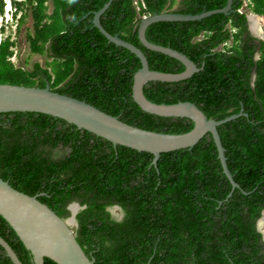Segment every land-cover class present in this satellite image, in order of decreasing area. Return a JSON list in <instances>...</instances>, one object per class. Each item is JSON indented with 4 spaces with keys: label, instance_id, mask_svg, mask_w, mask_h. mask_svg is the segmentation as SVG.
<instances>
[{
    "label": "trees",
    "instance_id": "obj_1",
    "mask_svg": "<svg viewBox=\"0 0 264 264\" xmlns=\"http://www.w3.org/2000/svg\"><path fill=\"white\" fill-rule=\"evenodd\" d=\"M12 1L23 11L19 24L26 7L31 8V52L47 53L52 60L46 67L39 62L33 69L15 66V41L8 36L0 42V83L49 84L148 130L182 133L193 127L190 118L152 114L133 99L140 59L94 24L95 12L108 0ZM4 3L0 0V14ZM226 3L111 0L100 22L109 33L140 47L151 69L180 72L185 66L178 59L142 45V17L165 11L196 14ZM243 7L264 17V0H233L229 14L160 20L145 31L151 42L183 51L200 67L179 81H149L143 88L148 99L191 101L216 119L243 109L217 126L235 188L209 132L194 146L163 152L153 163L148 151L114 146L50 114L0 112V177L37 194L64 218L70 215L69 201L84 205L76 214V238L94 264H264V239L257 229L264 210V40L254 41ZM43 129H48L46 136L34 134ZM58 142L69 145L70 156L49 160ZM116 202L124 209L121 219L108 210ZM0 234L24 264H34L31 251L1 215ZM0 264H14L1 245ZM44 264L58 263L45 257Z\"/></svg>",
    "mask_w": 264,
    "mask_h": 264
},
{
    "label": "water",
    "instance_id": "obj_2",
    "mask_svg": "<svg viewBox=\"0 0 264 264\" xmlns=\"http://www.w3.org/2000/svg\"><path fill=\"white\" fill-rule=\"evenodd\" d=\"M111 0L94 15V24L111 42L123 46L140 59L141 66L134 73L132 97L144 110L152 114L167 117L190 118L193 127L182 133L159 132L144 129L121 120L118 116L109 114L95 105L73 96L52 90L49 84L44 87L14 83H0V112L35 111L50 114L75 124L78 128L88 130L101 136L114 146L124 145L138 151H148L153 154V163H157L163 152L174 151L194 146L206 133H211L218 150L223 171L229 178L233 188L238 183L233 179L225 155V148L217 126L243 113V109L223 119L208 117L198 105L191 101L175 103H157L146 97L144 85L151 80L179 81L190 77L200 70V67L183 51L171 46L156 44L147 39V27L160 20H197L213 13L229 14L233 0H227L224 7L205 10L200 13H179L172 11L154 12L142 17L138 26V37L142 45L154 51L170 55L185 68L180 72H165L151 69L144 51L129 42L119 34L109 33L100 22V15L108 7ZM259 16L257 13L247 15L248 20ZM246 114V113H245ZM77 206V205H76ZM76 208L70 217L64 218L56 213L48 204L42 202L37 194L23 192L8 180L0 177V215L12 226L27 249L32 253L34 264H44L48 257L58 264H94L76 238V232L70 223L77 224ZM264 217V210L260 221ZM0 245L14 264H24L9 242L0 234Z\"/></svg>",
    "mask_w": 264,
    "mask_h": 264
},
{
    "label": "rangeland",
    "instance_id": "obj_3",
    "mask_svg": "<svg viewBox=\"0 0 264 264\" xmlns=\"http://www.w3.org/2000/svg\"><path fill=\"white\" fill-rule=\"evenodd\" d=\"M4 6L6 8H9L11 2L10 0H4ZM7 2V4H6ZM49 9L48 11H51L52 5L51 2L48 1ZM241 11H247L248 14H251L252 12L247 10L245 7L241 8ZM257 18V24L261 28V34L264 39V18L263 16H256ZM17 22L12 21L10 24H8V27L6 28V31L2 35V38L5 37V35L11 34L12 40L15 41V45L13 47L14 54L11 57L12 62L15 66H22L27 69H33L36 62H39L42 67H46L47 62L51 61L52 58L47 53L45 54H38L33 53L30 50L29 46V40L27 38L28 32H33V18L31 16V8L28 6L26 7V16L24 18V21L16 26ZM251 24L252 19H251ZM256 31V29L254 28ZM264 218V217H263ZM72 229L76 231L77 225L74 222L70 223ZM261 230H264V221L260 225Z\"/></svg>",
    "mask_w": 264,
    "mask_h": 264
},
{
    "label": "flooded vegetation",
    "instance_id": "obj_4",
    "mask_svg": "<svg viewBox=\"0 0 264 264\" xmlns=\"http://www.w3.org/2000/svg\"><path fill=\"white\" fill-rule=\"evenodd\" d=\"M11 2V11H14L15 9H17V7L15 6V4L13 3L12 0H10ZM18 11L20 12V16L22 17V14H23V11L21 9H18ZM19 12H18V15H19ZM19 16V17H20ZM26 16V15H25ZM25 18V17H24ZM264 18V17H263ZM24 21V19H23ZM22 21V22H23ZM21 22V23H22ZM20 23V24H21ZM18 23V25H20ZM34 24V23H33ZM248 30H249V33L251 35H253L255 37V42H258L260 39H263L262 37V34H261V30H254V28L252 27V24L250 23V20H248ZM258 33V34H257ZM264 40V39H263ZM256 57H258V53L256 54ZM57 128H61V125H58ZM36 131V129H35ZM34 131V134L36 136L40 135V136H46L48 134V129H43V132L41 134H37V132ZM52 135H54L55 133H51ZM51 152L53 154H51L48 158L49 160L51 159H56V160H60L64 157H69L70 156V147L69 145H62L61 142H58V144L56 146H53L51 147ZM9 181V180H8ZM44 182V181H43ZM45 183V182H44ZM45 193V191H42L40 192V194H43ZM77 205V206H76ZM85 206L80 204V202L78 200H71L69 201V203L67 204V208L70 210V215L67 216V217H70L72 214H73V209L76 208V211H75V217H76V214L81 210L83 209ZM108 210L112 213V216L116 219H121L123 216H124V209L122 208V206L120 204H118L117 202L114 203L113 205L111 206H108ZM66 217V218H67ZM262 217V215H261ZM260 219V218H259ZM258 219V220H259ZM77 220V218H76ZM76 224V223H75ZM78 226V221H77V224ZM257 229L262 233V236H263V239H264V230H261V228L258 226V221H257Z\"/></svg>",
    "mask_w": 264,
    "mask_h": 264
},
{
    "label": "clouds",
    "instance_id": "obj_5",
    "mask_svg": "<svg viewBox=\"0 0 264 264\" xmlns=\"http://www.w3.org/2000/svg\"><path fill=\"white\" fill-rule=\"evenodd\" d=\"M6 4H7V2H6ZM9 4H10V6H11V3L9 2ZM5 11H6V7L4 6V11L0 14V17L1 16H5L4 15V13H5ZM18 9H15L14 11H11V17L9 18V20L6 22L7 23V25L8 24H10L12 21H16L17 22V24H16V26H18V23H19V19H20V12H19V15H18ZM252 13H254V12H252ZM248 15V14H247ZM259 15V14H258ZM20 16V17H19ZM259 16H261V15H259ZM6 31V27H5V25H2L1 26V28H0V35H3L4 34V32ZM10 37L11 38V40H12V36H11V34H8V35H5V37L4 38H2L1 40H0V42L2 41V40H4L5 38H7V37Z\"/></svg>",
    "mask_w": 264,
    "mask_h": 264
},
{
    "label": "built area",
    "instance_id": "obj_6",
    "mask_svg": "<svg viewBox=\"0 0 264 264\" xmlns=\"http://www.w3.org/2000/svg\"><path fill=\"white\" fill-rule=\"evenodd\" d=\"M4 15H5L4 17L3 16L0 17V28L2 25H5L6 28L8 27L6 22L11 17V7L10 6H9V8H6ZM1 39H2V35H0V40Z\"/></svg>",
    "mask_w": 264,
    "mask_h": 264
},
{
    "label": "bare ground",
    "instance_id": "obj_7",
    "mask_svg": "<svg viewBox=\"0 0 264 264\" xmlns=\"http://www.w3.org/2000/svg\"><path fill=\"white\" fill-rule=\"evenodd\" d=\"M261 17V16H260ZM252 27L255 28L256 30H261V28L258 26L257 24V18L252 17ZM258 34V33H257ZM264 221V218L260 221V223L262 224Z\"/></svg>",
    "mask_w": 264,
    "mask_h": 264
}]
</instances>
